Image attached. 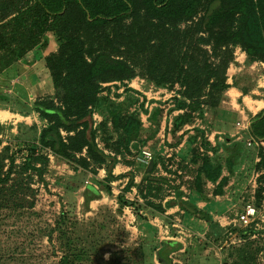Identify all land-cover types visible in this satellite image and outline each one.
<instances>
[{"label": "trees", "instance_id": "16d2710c", "mask_svg": "<svg viewBox=\"0 0 264 264\" xmlns=\"http://www.w3.org/2000/svg\"><path fill=\"white\" fill-rule=\"evenodd\" d=\"M48 33H53L59 44L57 53L44 59L54 97L37 99L30 110L47 126L40 132L39 145L28 146L21 165L9 154V147L0 154V211L28 204L33 214L34 202L21 201L22 196H31L33 192L24 187L25 175L33 171L43 179L50 163L49 154L72 167V179L78 182L72 190H81L86 210L102 198L103 192L111 194L118 159L99 146L94 121L105 84L137 76L160 88L180 84L182 95L173 101L175 108L186 112L174 119L173 132L191 124L195 113L204 115V107L237 119L236 113L222 109L225 93L231 87L240 88L245 94L251 90L238 79L230 85L228 69L237 47L249 61L264 62V0H0V76L39 46ZM126 107V103L107 106L108 117L120 132L119 144L125 147L141 141L145 135L139 118L124 114ZM158 114L161 115L159 109L152 120L159 126ZM3 131L0 123V147ZM249 135L264 142V110L251 119L246 137ZM212 150L213 154L218 153L219 146ZM254 152L260 158L257 169H264V147ZM227 159L231 167L233 157ZM151 162L144 182L149 190H162L153 184L167 181L150 176L160 161L154 157ZM102 169L107 177L100 181L97 175ZM222 169L221 165L215 166L211 157H202L189 198L178 190L177 200L167 201L165 206L148 199L141 205L120 195L118 203L136 210L138 220H144L141 229L146 234L138 248L127 252L146 261L156 258L160 264H179L172 255L182 249V244L159 241L141 210L166 220V209L179 207L189 219L206 221L208 236L221 240L226 228L215 222L209 212L202 211L198 202L204 199V180L217 183L215 195H223L228 179L223 177ZM89 174L92 184L85 185ZM132 187L143 191L131 177L125 191ZM255 234L250 226L240 237L247 240ZM232 251L233 262L224 264H256L258 251L253 249L252 242ZM59 264H76V258L68 251Z\"/></svg>", "mask_w": 264, "mask_h": 264}, {"label": "rangeland", "instance_id": "374dc122", "mask_svg": "<svg viewBox=\"0 0 264 264\" xmlns=\"http://www.w3.org/2000/svg\"><path fill=\"white\" fill-rule=\"evenodd\" d=\"M58 49L54 34L48 33L40 45L29 52L35 53L34 62L38 60L37 64L25 60L28 53L15 67L0 76V123L4 126L0 154L4 148L9 147V154L15 157L17 165L23 163L28 154V146L39 145L40 132L47 126L46 121L30 110L37 99L54 97L50 72L44 59L57 53ZM243 54L240 47L235 49V59L229 66L228 78L238 79L244 87L250 88V97L253 99H264V62H251ZM236 65L242 66V69ZM138 84L155 90L154 84L140 76L129 81L103 85L101 104L94 115L98 130L97 142L118 162L125 155L136 156L137 159L144 150L150 151L154 159L156 153L153 148L144 147V137L157 134V139L150 144L151 147L155 144L156 152L160 153L154 178L165 179L167 182H157L153 186L162 190H149L144 177L137 184L142 192L137 187L126 192L127 185L123 186L125 182L117 183L115 177L111 183V194L103 192L102 198L93 201L89 210H86L81 190H72V185H78L76 179H72L75 177L72 167L49 154L50 163L43 179L33 171L25 175L24 187H29L33 192L31 196H22L21 201L27 199L34 202L33 214L28 204L0 211V264H59L68 251L76 258V264H160L156 258L146 261L136 253L127 252L134 251L144 241L146 234L141 229L144 220H138L133 207H121L118 197L125 195L126 199L141 205L147 199L162 203L177 200L179 191L189 198L204 156L211 157L215 166L221 165L222 175L228 179L223 195H215L217 183L204 180V199L198 202L202 211L209 212L215 222L220 225L222 223L226 228L221 240L215 241L208 236L209 225L206 221L195 220L193 217L189 219V215L179 207V210L171 214L166 212V220L151 217L145 210L140 211L141 215L149 220L159 241H178L182 244V249L172 255L175 263H232V250L252 242L253 249L258 251L256 264H264V169H257L260 159L254 151L258 149L256 146H248L250 137H246L242 130V124L247 123L249 117L245 115L240 121L241 126H238L239 120H233L229 113L220 116L217 109L204 107V115L195 113L191 124L177 131L179 134L173 132L177 142L173 140L168 143L164 135H158V126L153 123L155 120L150 119L151 124L146 121V110L150 109L151 104L143 108L146 100L142 93L133 90L138 89ZM162 89L168 92L165 93L166 100H158L159 103L172 101L170 105H176L173 100L175 97L180 98L183 87L177 83ZM149 100L155 102L153 98ZM123 103L127 104L124 114L137 116L145 131L141 141L127 147L119 144L120 132L114 129L107 110L108 105ZM156 117L159 122V114ZM201 122L208 125L205 128L210 135L199 128ZM104 123L106 126H102ZM213 132H219L215 137H222L220 142H210ZM194 138L197 140L193 141ZM161 141L162 149L159 145ZM217 146L219 151L213 154L212 148ZM132 150L135 152L132 153ZM227 157H233L231 167ZM129 176L135 177L133 174ZM88 177L85 185L87 182L92 184V175ZM106 177V170H100L97 179L102 181ZM248 205L257 208L258 214L252 225L257 234L247 241L240 237L246 228L239 223L238 217ZM63 214L66 215L65 219Z\"/></svg>", "mask_w": 264, "mask_h": 264}, {"label": "crops", "instance_id": "0c3cea01", "mask_svg": "<svg viewBox=\"0 0 264 264\" xmlns=\"http://www.w3.org/2000/svg\"><path fill=\"white\" fill-rule=\"evenodd\" d=\"M36 51V50H34ZM33 51V52H34ZM35 53H29L27 55V57L25 58V60H31L32 62H34V57ZM243 56H246V54L244 53ZM44 62V61H43ZM35 64L38 63V60H36L34 62ZM236 67L238 69H242V66H238L236 65ZM234 80H230L228 79V83L229 84H233ZM152 87V84H150ZM242 85V84H241ZM132 86V85H131ZM142 85L138 84L136 88L138 89H133L135 91H138L140 93H142L143 98L146 100L145 102V106L143 107L144 109L151 104L150 109L146 110L147 116L146 117V121L150 123V119L152 120V117L154 115V110L159 109L161 111V115L159 118V126L157 125L156 122H153L155 125L158 126V135H164V139L170 143V141L177 142V139L174 138L173 135V121L174 119L179 116L177 114L183 115L185 113V110L183 109H177L175 108V105H170L172 103V101H168V103H159L158 100H166L165 97V93L168 92V90L166 89H162L160 87L155 86V90L152 89L150 90L149 88H146V86L141 87ZM243 86V85H242ZM135 88V87H134ZM251 92H249L248 94H245L243 92V90H241L240 88H236V87H231L229 88V90L225 93V100L222 103V109L223 111L226 112H233L237 114V119L236 120H243L245 118V115L248 116L249 118L247 119V126H250L251 124V119L253 117H255L256 115H258L259 113H261L264 110V99H253L252 97H250ZM170 96V95H169ZM149 98H153V100L155 101L154 103H152V101L149 100ZM162 101V102H164ZM142 106V105H141ZM155 106V107H154ZM229 106V107H226ZM175 114V117L172 118V115ZM177 115V116H176ZM154 118V117H153ZM170 126V128H169ZM206 124H203V122H201V126L199 127L202 131L207 132L209 135L210 133L207 131ZM224 131V130H222ZM180 132H177V134H179ZM249 133V130L246 132V135ZM216 134H219V132H213L211 134L212 139H210L211 143H216V142H220V139H222V137L220 138H216ZM144 141L146 142L144 144V147H149V148H153L154 149V153L155 157H156V161L160 160V153H157V147L154 144L153 147L150 146L151 142H153L154 140L157 139V134L154 137L148 138L147 136L144 137ZM136 143V142H135ZM159 145H162V141L161 144L159 143ZM101 147V146H100ZM181 147V145H180ZM102 148V147H101ZM162 149V146L160 147ZM159 148V150H160ZM103 149V148H102ZM133 149V148H132ZM106 153H108V151L106 149H103ZM135 151L132 150V153H134ZM161 155H164L163 152H161ZM141 157V156H140ZM140 157L136 156L132 157L129 155H125V156H121V160L118 162V164L116 165L115 169H114V176L116 177V182L117 183H124L123 186H126L127 183L130 180V176L131 174H133L134 177V182L136 184H139L141 181H143L144 177H147L149 175V167L150 165H144L143 163H141L138 159ZM134 161V162H133ZM140 163V164H138ZM158 164V163H157ZM157 168V166H156ZM156 171V170H155ZM151 174L150 176L154 177V173ZM230 175H228L227 177H229ZM136 188V187H133ZM132 188V189H133ZM167 201H171V200H166L165 202H163V206L166 205ZM177 209L179 210L178 207H174V208H170V209H166L167 214H171L172 212H176ZM221 226L223 227L224 225Z\"/></svg>", "mask_w": 264, "mask_h": 264}, {"label": "built area", "instance_id": "2783aa9c", "mask_svg": "<svg viewBox=\"0 0 264 264\" xmlns=\"http://www.w3.org/2000/svg\"><path fill=\"white\" fill-rule=\"evenodd\" d=\"M241 124L242 123L239 121L237 125L241 126ZM242 125L244 126L242 130L243 132H245L246 135V132L249 130L250 126H247L246 123L245 124L243 123ZM249 137H250L249 139L251 140L248 143L249 147L256 146V148L259 149V147L263 146L264 142H258L254 140L251 136ZM138 160L142 163L150 164L151 161L153 160V155L150 151L144 150L142 152V156ZM257 214H258L257 208L253 207L252 205H248L246 209L239 215L238 221L244 226V228L250 227L256 222Z\"/></svg>", "mask_w": 264, "mask_h": 264}]
</instances>
